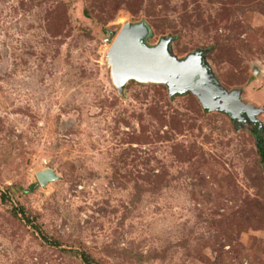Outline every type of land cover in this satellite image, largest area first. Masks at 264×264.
Segmentation results:
<instances>
[{
    "label": "rangeland",
    "instance_id": "rangeland-1",
    "mask_svg": "<svg viewBox=\"0 0 264 264\" xmlns=\"http://www.w3.org/2000/svg\"><path fill=\"white\" fill-rule=\"evenodd\" d=\"M142 21L264 109V0H0V264H264V112L119 93L106 54Z\"/></svg>",
    "mask_w": 264,
    "mask_h": 264
},
{
    "label": "water",
    "instance_id": "water-1",
    "mask_svg": "<svg viewBox=\"0 0 264 264\" xmlns=\"http://www.w3.org/2000/svg\"><path fill=\"white\" fill-rule=\"evenodd\" d=\"M151 36L146 22H126L109 47L106 57L119 93H124L131 80L160 83L168 87L171 97L190 92L206 110L224 112L234 120L244 119L242 113H246L247 119L259 123L256 116L264 109L243 102L241 90L227 91L219 84L206 61V50L179 58L171 49L173 37L150 45L147 41ZM36 177L42 187L60 178L50 168L38 171Z\"/></svg>",
    "mask_w": 264,
    "mask_h": 264
},
{
    "label": "flooded vegetation",
    "instance_id": "flooded-vegetation-1",
    "mask_svg": "<svg viewBox=\"0 0 264 264\" xmlns=\"http://www.w3.org/2000/svg\"><path fill=\"white\" fill-rule=\"evenodd\" d=\"M207 61V60H206ZM242 117L244 118V119H241V120H239V119H235V122H250V123H252L255 127H256V129L258 130L259 129V123H257V122H253V121H250L249 119H247V115H246V113H242ZM260 131V130H259ZM261 132V131H260ZM260 132H257V134H256V136H257V138H258V140H259V143H264V137H262L259 133Z\"/></svg>",
    "mask_w": 264,
    "mask_h": 264
},
{
    "label": "trees",
    "instance_id": "trees-1",
    "mask_svg": "<svg viewBox=\"0 0 264 264\" xmlns=\"http://www.w3.org/2000/svg\"><path fill=\"white\" fill-rule=\"evenodd\" d=\"M259 147H260V149H261V151H262V153H263V156H264V145L262 144V143H259ZM35 187V185H32L31 187H30V189H33ZM3 198H5V196L3 195ZM22 212H23V210H22ZM23 214H24V212H23ZM87 260V259H86Z\"/></svg>",
    "mask_w": 264,
    "mask_h": 264
}]
</instances>
